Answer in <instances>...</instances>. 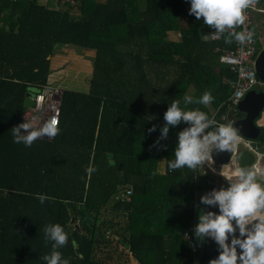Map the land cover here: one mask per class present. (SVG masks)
Wrapping results in <instances>:
<instances>
[{
    "label": "trees",
    "instance_id": "1",
    "mask_svg": "<svg viewBox=\"0 0 264 264\" xmlns=\"http://www.w3.org/2000/svg\"><path fill=\"white\" fill-rule=\"evenodd\" d=\"M189 9V0H82L77 17L38 0H0V264H46L41 257L52 242L43 229L55 223L68 235L58 251L70 264H128L97 257L107 209L126 214L119 242L139 264H189L183 232L195 192L206 195L215 180L198 167L169 169L187 125L171 127L164 139L160 128L173 100L183 107L184 95L209 91V104L187 108L213 118L234 93L223 82L232 76L214 53L218 43L206 39L213 28ZM62 48L97 52L89 92L63 91L54 139L14 143L27 93L49 84L51 58ZM225 116L226 105L216 121L227 123ZM128 189L131 202L115 201ZM36 194L50 199L41 204Z\"/></svg>",
    "mask_w": 264,
    "mask_h": 264
},
{
    "label": "clouds",
    "instance_id": "2",
    "mask_svg": "<svg viewBox=\"0 0 264 264\" xmlns=\"http://www.w3.org/2000/svg\"><path fill=\"white\" fill-rule=\"evenodd\" d=\"M189 3L190 15L202 18L204 24L218 33H226L225 43H231L234 39L243 44L250 39V33L246 34L245 31H229L245 23L244 10L249 7L250 0H189ZM212 99L211 93L205 91L198 98L184 95L183 107L180 100H173L169 104L159 139L167 138L171 127L182 123L187 125L177 133L174 159L168 162L169 169H195L211 157L213 150H236L240 136L230 122L217 124L204 111L187 108L189 104L207 105ZM57 124L55 117L40 127H36L34 120L21 123L11 130L13 142L30 147L38 138H53L60 132ZM212 125L216 126L209 130ZM21 129L27 130L26 134L21 135ZM149 131H156V126L153 125ZM93 170L91 167L87 169L89 173ZM256 176L257 173L251 169L236 168L226 188L213 189L201 196L203 205L218 209L201 210L199 222L195 225L197 238L211 237L218 245L219 255L209 264H264V184L258 182ZM36 195L41 204L50 199L45 194ZM43 231L45 241L52 244L50 253L41 259L46 264H70L69 259L62 258L58 251L68 242L64 227L59 223L48 224Z\"/></svg>",
    "mask_w": 264,
    "mask_h": 264
},
{
    "label": "built area",
    "instance_id": "3",
    "mask_svg": "<svg viewBox=\"0 0 264 264\" xmlns=\"http://www.w3.org/2000/svg\"><path fill=\"white\" fill-rule=\"evenodd\" d=\"M18 1V0H11ZM40 3L45 5L46 7L53 8L55 10L68 9L72 11H79L80 4L82 0H38ZM264 14V0H250L249 7L244 10L245 15V23L243 25H236L229 31L237 32V31H245L246 34L250 33V39H248L245 43L240 44L236 42V47L233 49H229L222 44L225 43V35L226 33H218L213 28L211 34L207 37L208 41L218 43V45L214 49V53L220 54L221 63L227 65L230 68V73L232 79L224 78V84L229 85L233 88L234 93L232 97L220 106L215 112L212 119L216 121V116L219 111L223 108V106L228 107V116H225L223 120L227 123H231L234 127V123L236 121V113L239 112L237 110V106L244 99L245 95L254 90L261 87H264V83L257 77V73L255 70V62L257 55L260 52L259 43L260 39H258L256 28V17L258 15ZM80 15V14H79ZM78 15V16H79ZM63 91L61 88L57 86H53L52 84L46 85L41 91H38L34 94L33 100L35 105L30 108L33 113H38L40 116L39 123L36 127H40L52 117H55L58 121L57 126L59 127L60 116H61V108H62V98ZM31 112V113H32ZM33 116V115H32ZM232 117V119L230 118ZM35 119V118H34ZM28 119L22 118V123L28 122ZM217 122V121H216ZM217 124H219L217 122ZM214 126V125H212ZM211 126V128H212ZM210 130V129H209ZM239 135V134H238ZM240 136V135H239ZM47 137V136H46ZM49 138V137H47ZM49 138V139H54ZM243 143V138L240 136V140L238 145ZM252 150V149H250ZM253 151V150H252ZM236 152L233 151L231 162L227 165H217L215 164L212 155L206 160L204 163L198 166L200 170H202V174L205 175L210 171V183L214 180V175H217L216 168H228V165H232L235 163V169L239 168V165L236 161ZM213 153V152H212ZM254 153L256 154V161L253 165V171L264 177V169H261V163L264 161V150H256L254 149ZM263 160V161H262ZM223 178L224 183L230 182V175H224V173H218ZM217 182V181H216ZM132 189H128L119 193L115 197V201L121 202H131ZM201 192H195V200L193 206V215L190 220L188 228L183 232V240L187 244V246L191 249L192 255L188 260L189 264H200V238L195 236V225L199 222L198 216L202 209V203L200 202Z\"/></svg>",
    "mask_w": 264,
    "mask_h": 264
},
{
    "label": "rangeland",
    "instance_id": "4",
    "mask_svg": "<svg viewBox=\"0 0 264 264\" xmlns=\"http://www.w3.org/2000/svg\"><path fill=\"white\" fill-rule=\"evenodd\" d=\"M79 14L80 12L78 10L73 12L74 16L78 17ZM256 24L258 27H256V32L257 35H259L260 39V43L258 46L261 51L264 48V14L258 15L256 17ZM74 53L78 56L82 55V59H78L79 62L76 61V59L70 57L69 54ZM91 53H93L92 50H80L78 48H69L67 50L65 48L58 49L57 54L51 58L53 59L52 64L54 68L53 83H55V85H57V87L61 88L62 90H73L86 93L90 84V76L94 70V57L91 55ZM263 89L264 87H261L257 90ZM190 92L192 93L193 89H191ZM27 111L32 112L29 108ZM32 115L35 118L34 123L38 124L40 119L39 114L32 112ZM234 167L235 163H233L232 165H228L227 169L229 171H226L225 167L216 168L217 175H214L213 177L215 182H224L223 178L218 175V173H228L229 175H231L232 171L235 170ZM260 168L264 169V161L261 163ZM202 206L203 207L201 210L206 211L205 205L202 204ZM102 217L106 220V225H104L101 230L103 239L98 248L97 257H100L101 259H108L107 256L109 255L112 257L114 262L124 261L128 264H133L134 257L129 252L128 248L124 247L123 244L119 242L122 237H125L124 232L127 225L126 214L107 209L103 211ZM207 238H200V244L202 248L203 245L207 242Z\"/></svg>",
    "mask_w": 264,
    "mask_h": 264
},
{
    "label": "water",
    "instance_id": "5",
    "mask_svg": "<svg viewBox=\"0 0 264 264\" xmlns=\"http://www.w3.org/2000/svg\"><path fill=\"white\" fill-rule=\"evenodd\" d=\"M255 70L257 77L264 83V48L259 52L255 62ZM35 90H31L27 93V98L25 100V106L27 108H32L35 105L33 100ZM237 110L241 113H244L245 116L240 119H236L234 123V128L237 130V133L243 138L248 140H257L259 139L262 128L257 119H263L264 117V91H259L254 89L248 92L244 99L237 106ZM232 119V117H230ZM27 130L21 129L20 134H26ZM38 139H49L46 136ZM236 161L239 165V168L243 167L246 169H252L255 160L254 151L242 147L240 144L236 148ZM233 152L224 150H213L212 158L217 165H227L231 162ZM111 164H115L113 161V155H110ZM226 188L222 184L214 183L211 185L208 193L213 189L219 190L220 188ZM207 193V194H208ZM70 209V214L73 217L74 213L71 208V205H68ZM206 211H218V209L213 208L212 206H206ZM75 218H73V223ZM129 249V246H127ZM218 245L213 241V238L208 237L207 242L203 245L200 264H209V261L216 258L219 255ZM239 251V250H238Z\"/></svg>",
    "mask_w": 264,
    "mask_h": 264
},
{
    "label": "crops",
    "instance_id": "6",
    "mask_svg": "<svg viewBox=\"0 0 264 264\" xmlns=\"http://www.w3.org/2000/svg\"><path fill=\"white\" fill-rule=\"evenodd\" d=\"M101 2H105L106 0H100ZM169 38H170V40H172V41H175V42H179L180 40H181V33L180 32H170L169 33ZM207 39V38H206ZM66 50L67 49H69V48H65ZM65 51V50H64ZM93 51V53H91V55L95 58L96 57V54H97V52L95 51V50H92ZM61 52H63V51H61ZM66 52V51H65ZM70 55V57L71 58H74V59H76V61H78V59L80 58V59H82L81 57H82V55H80V56H78V55H76L75 53L74 54H69ZM64 57V56H63ZM58 58V57H57ZM65 58V57H64ZM63 58V59H64ZM59 59V58H58ZM58 61V60H57ZM79 62V61H78ZM53 59L51 60V68H52V74L50 75V78H49V84H52L53 86H57V85H55V83H53L54 81V77H53V75H54V73H53V71H54V68H53ZM94 71V70H93ZM92 76H93V73L91 74V76H90V79L92 78ZM89 90H90V84H89V86H88V91L86 92V93H88L89 92ZM30 109V108H29ZM23 117L25 118V119H28V120H30V121H33V120H35L34 119V117L32 116V113L30 112V111H26L25 112V114L23 115ZM259 125L261 126V127H263L264 128V117H263V119H260L259 120ZM36 126L38 125V124H35ZM163 168V167H162ZM161 168V169H162ZM208 193V192H207ZM133 264H139V262L134 258V262H133Z\"/></svg>",
    "mask_w": 264,
    "mask_h": 264
},
{
    "label": "flooded vegetation",
    "instance_id": "7",
    "mask_svg": "<svg viewBox=\"0 0 264 264\" xmlns=\"http://www.w3.org/2000/svg\"><path fill=\"white\" fill-rule=\"evenodd\" d=\"M256 27H257V24H256ZM259 91H264V89L263 90H259ZM244 116H245V114L241 113V112H237L236 115H235V117L237 119L243 118ZM259 120L260 119H257L256 121L259 122ZM261 128H262V132H261V135H260L259 139H257V140L243 139V143L241 144V146L245 147L247 149H252L253 151H254V149H256V150L257 149L258 150H264V144L261 143V139L264 137V128L263 127H261ZM255 160H256V154H255ZM254 164H255V162H254ZM252 169H253V166H252ZM256 179H257L258 182H261L262 184H264V177H262L260 175H257ZM215 183L222 184L225 187H227L230 182H226V183H224V182H215Z\"/></svg>",
    "mask_w": 264,
    "mask_h": 264
},
{
    "label": "bare ground",
    "instance_id": "8",
    "mask_svg": "<svg viewBox=\"0 0 264 264\" xmlns=\"http://www.w3.org/2000/svg\"><path fill=\"white\" fill-rule=\"evenodd\" d=\"M230 168V167H229ZM226 171H229L227 168H226Z\"/></svg>",
    "mask_w": 264,
    "mask_h": 264
}]
</instances>
